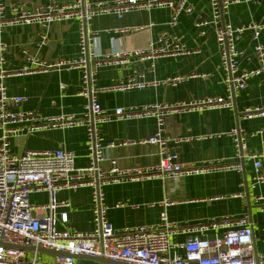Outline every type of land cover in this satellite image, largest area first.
I'll list each match as a JSON object with an SVG mask.
<instances>
[{"label":"crops","instance_id":"crops-1","mask_svg":"<svg viewBox=\"0 0 264 264\" xmlns=\"http://www.w3.org/2000/svg\"><path fill=\"white\" fill-rule=\"evenodd\" d=\"M5 17L10 20L2 38L8 49L6 67L11 71L4 79L11 95L26 96L28 99L13 107L14 110H35L45 117L74 115L81 118L86 111L87 99L80 95L82 70L50 69L49 71L16 74L25 67H38L40 61L52 64L65 58H76L80 52L78 21L69 19L57 21L48 27L38 20L15 22L18 15L14 7L32 10L35 6L56 3L63 5L73 0H5ZM93 3L114 0H91ZM193 7L191 14L182 13L176 26H171V10L154 7L150 10H134L119 18L116 13H100L91 26L98 34L96 48L108 53L113 48L143 49L166 32L170 42L183 45L185 52L161 56L155 60L132 58L125 65H90L92 85L98 89L97 101L108 113L119 107L128 108L153 103H174L192 101L206 96H227L229 90L224 82L226 70L221 66V51L217 42V25L229 22L235 25L264 23V0H252L231 4L222 13L217 24L213 19L210 0H189ZM200 21H206L198 26ZM145 26L138 31L113 34L110 29H124ZM116 39V40H115ZM45 40V42H44ZM260 41H264V30ZM257 39L251 29L246 30L237 40V48L242 51L239 58L241 70L258 66L255 55ZM191 73H207V77H189L176 86L162 84L168 77L185 76ZM148 84L141 89L127 91L113 90L121 80L134 77ZM155 82V83H154ZM158 82V83H157ZM264 106V81L261 76L250 78L246 87L235 90L232 106L206 111L190 110L169 115L166 119V134L181 138L180 142H170L173 151L184 163L203 164L223 160L242 169L221 168L211 172L184 175L177 180L150 177L134 181L109 183L103 187L106 202L111 206L109 221L116 229L134 225L156 224L160 221L161 206L165 198L177 203L168 207L169 220L184 229H177L169 236L172 242H183L195 233L204 237L223 235L229 227L219 225L200 231L202 225L212 220L222 221L226 217L238 218L248 215L253 227L255 249L264 251V204L256 203L249 185L252 180L253 163L247 156H237L233 137L226 135L233 127H240L246 134V150L250 153L264 152V116L247 118L245 108ZM97 132L104 142L136 140L147 138L157 129L154 116L132 117L103 121L96 124ZM191 138V139H190ZM14 152L25 149L48 150L64 148L76 154V167L87 166L89 162L88 135L86 126L80 124L61 125L55 129L40 130L29 136L11 140ZM110 154L119 159L124 168L154 166L159 162L157 147L150 144H135L110 149ZM264 169V157L262 158ZM172 182V183H171ZM180 184H179V183ZM247 183V189H246ZM179 186H177V185ZM248 190V192H247ZM264 191V185L261 187ZM244 192L245 197L233 195ZM59 200H69L71 205L60 208L68 212V221H58L60 230L77 229L89 231L93 228L91 188L61 189ZM33 204L48 201L46 191L30 195ZM117 203L123 206L116 207ZM40 258L52 260L54 255L40 253ZM78 264H114L90 257H76ZM118 264V263H117Z\"/></svg>","mask_w":264,"mask_h":264},{"label":"built area","instance_id":"built-area-1","mask_svg":"<svg viewBox=\"0 0 264 264\" xmlns=\"http://www.w3.org/2000/svg\"><path fill=\"white\" fill-rule=\"evenodd\" d=\"M213 8V19L218 24L222 13L231 4L252 0H210ZM154 7H167L171 10L169 24L176 26L182 13L191 14L193 7L189 0H114L112 2L91 0H73L71 3L58 5L48 3L35 6L32 10L19 9L13 20L30 22L38 20L48 27L57 21L76 19L79 30L80 52L76 58H65L47 64L40 61L38 67H25L16 74L49 71L50 69L82 70V88L80 95L88 101L86 111L81 118L74 115L45 117L35 110H14L13 107L27 101L26 96L11 95L4 82L11 71L6 67V51L8 49L2 38L10 20L5 17L6 1L0 0V264H78L75 255L104 257L127 264H264V251L257 253L253 236V227L248 215L238 218L226 217L222 221L212 220L202 225L199 230L208 227L217 228L226 225L229 229L221 236L204 237L194 234L183 242H172L169 238L177 229H184L171 222L168 207L176 200L165 198L161 206L160 221L156 224H141L123 229H116L108 218L111 206L106 202L103 187L109 183H119L146 179L150 177L171 178L177 180L184 175L211 172L221 168H237L223 160L208 163H184L179 154L170 147V142H180L166 134V119L177 112L190 110L206 111L220 107L232 106L233 89L242 90L247 81L261 76L264 81V41L259 37L264 30V23H248L235 25L223 23L217 25L216 37L221 51V66L226 70L224 80L229 93L227 96H206L192 101L174 103H153L128 108L119 107L113 113L97 101L98 89L92 85L90 65L96 67L105 64L125 65L132 58L151 60L154 69L155 60L161 56H169L185 52L183 45L170 42L163 32L155 42L151 40L146 48L129 49L113 48L108 53L97 50L95 39L98 32L92 28V19L100 13H116L119 18L134 10H150ZM206 21H200L198 26ZM145 26L124 29H110L113 34L126 31H138ZM248 29L253 30L257 43L254 47L258 66L241 70L239 58L242 51L237 48V40ZM116 40V39H115ZM45 42V40H44ZM207 73H191L168 77L162 84L176 86L189 77H207ZM155 83V82H154ZM158 83V82H157ZM148 83L134 77L121 80L111 87L113 90L127 91L144 88ZM264 116V106L245 108V116ZM154 116L157 119L156 132L147 138L136 140H120L104 142L97 132L96 124L103 121L128 119L132 117ZM80 124L86 126L88 135L89 162L87 166L76 167V154L64 148L37 150L25 149L21 153L14 152L11 140L40 131L55 129L61 125ZM259 133L264 134V127ZM233 137L237 156H247L253 163L252 180L249 185L254 191L252 198L256 203L264 204V169L262 153H250L246 150L245 132L240 127H233L225 133ZM191 139V138H190ZM135 144H150L157 147L159 162L154 166L124 168L119 159L110 154V149ZM82 186L91 188L93 228L89 231L77 229L60 230L58 221H68V212L60 211L71 205L69 200L58 199L61 189H76ZM46 191L48 201L33 204L30 195L34 192ZM245 197L244 192L233 195ZM116 207L123 206L117 203ZM264 206V205H263ZM35 247L28 250L20 247ZM55 249L69 255H54L52 260L40 258L36 248Z\"/></svg>","mask_w":264,"mask_h":264},{"label":"water","instance_id":"water-1","mask_svg":"<svg viewBox=\"0 0 264 264\" xmlns=\"http://www.w3.org/2000/svg\"><path fill=\"white\" fill-rule=\"evenodd\" d=\"M234 92H235V90L233 89V93ZM177 186H179V185H177ZM246 189H247V183H246ZM247 192H248V190H247ZM20 248H24V249H28V250H35V247H29V246L20 247ZM36 249L40 253H49V254H53V255H69V254H71V253H66V252H63V251L55 250V249H47V248H44V247H38ZM255 251H256V249H255ZM256 254H257V251H256ZM72 255H74L75 257L85 256V255H75V254H72ZM86 257H90V258L95 259V260L106 261V262H110V263H114V264H117V263L118 264H127V263H124V262H118V261L111 260V259L104 258V257H91V256H88V255H86Z\"/></svg>","mask_w":264,"mask_h":264}]
</instances>
